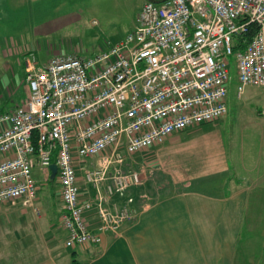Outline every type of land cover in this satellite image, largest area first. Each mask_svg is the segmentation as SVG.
<instances>
[{"label":"built area","instance_id":"1","mask_svg":"<svg viewBox=\"0 0 264 264\" xmlns=\"http://www.w3.org/2000/svg\"><path fill=\"white\" fill-rule=\"evenodd\" d=\"M232 55L238 96L264 90V0L145 1L135 30L93 56L38 65L30 52L29 96L0 114V205L22 201L38 214L34 168L55 164L65 246L101 244L134 219L132 200L124 209L114 200L141 184L127 157L228 113ZM79 173L93 199H81Z\"/></svg>","mask_w":264,"mask_h":264},{"label":"crops","instance_id":"2","mask_svg":"<svg viewBox=\"0 0 264 264\" xmlns=\"http://www.w3.org/2000/svg\"><path fill=\"white\" fill-rule=\"evenodd\" d=\"M18 9L25 10L20 14ZM46 11L41 0H0V114L13 111L29 96L25 76L30 52L36 54L38 65L55 57H85L78 54V48L65 54L57 49V42H49L48 36L61 29L51 27L47 19L36 28L31 24ZM257 111L263 115L262 107L257 106ZM209 129L206 124L188 128L138 159L135 167L141 175L151 168L159 173L157 182L164 188L147 197V204L140 205V201L134 205L135 220L126 223L119 234L104 235L99 245L65 246L61 187L57 201L53 192V201L43 203L38 184L35 204L43 213L33 222L26 221L29 207L22 201L2 204L1 212L19 218L0 220V264H264V241L252 239L250 232L244 236L248 211L263 208L264 191H256L260 176L257 178L255 171L263 167L264 148L246 140L241 147L243 155L236 158L233 167L223 137ZM48 176L49 182L57 179L52 180L51 173ZM78 177L81 199H93L95 190ZM51 209L57 211L58 225L52 221L55 215ZM86 216L96 226L94 210ZM18 231L26 234V245L20 243ZM58 234L64 235L60 243ZM261 236L264 239V231ZM253 250L261 252L258 262L250 258Z\"/></svg>","mask_w":264,"mask_h":264},{"label":"rangeland","instance_id":"3","mask_svg":"<svg viewBox=\"0 0 264 264\" xmlns=\"http://www.w3.org/2000/svg\"><path fill=\"white\" fill-rule=\"evenodd\" d=\"M145 1L146 0H41V4H45L47 11L42 17L34 20L31 24H34L36 28L38 22L42 21L41 23H43L47 19L51 22V27L61 29L58 33L55 32L48 36L49 42L53 44L57 42V45H60L57 49L65 54H70L73 48H78L79 55L89 57L107 48L111 43L113 44L123 39L130 32H133L138 25L139 13ZM55 8L59 11L53 14ZM24 10L25 9H18L16 11L21 14ZM49 11H51V16H48ZM229 63L228 113L224 119L222 118L206 123V127L211 128L209 130L218 131V134L223 137V141L227 145L226 154L229 158L231 157L232 166L235 167L237 163L235 162L236 158L238 156L240 158L243 155L241 147L247 142L246 140H252L255 144H258V147L264 148V141H261L264 139L262 135L264 112L263 115H260L257 111V106L262 107L264 111V101H262V95L264 94L260 87L247 86L243 94L239 97L237 62L234 55L229 57ZM249 100H251L252 103H249ZM253 101L255 102L254 104ZM257 101L259 102L256 103ZM254 147L257 146H253L252 148ZM152 148L136 153L134 156H128L126 160L127 168L139 170L135 167L138 163V159L140 160V158H143L146 152ZM253 153L257 154L254 150ZM86 162L87 166H89V160H86ZM147 164L149 165V163ZM251 164H254V166L256 165V163ZM262 164L263 167L256 168L257 172L255 171L257 178L258 175L260 176V178L256 179V191H264V162H262ZM151 170V168H148V170L142 172L140 185L130 187L122 194L123 196L117 195L114 198V200L119 203L121 209H124L129 200H132V205L134 202L138 201H141L140 205L142 203L147 204V197L151 198L156 196L158 192L164 188L162 183L157 182V178L160 177L159 173H154L155 171L153 172ZM82 173L79 175L83 176ZM34 177L40 186V200L43 203L47 200L49 202L53 201L50 193L55 192L57 196L55 201H57L58 193H60L59 179L57 178L55 181L49 182L47 179L49 177L47 170H41L39 167L34 169ZM142 188L144 189L143 191H141ZM216 188L220 187L216 186ZM216 188L212 190H216ZM262 201L261 206H263V208H252L248 211L246 217V233L244 235L247 236V232H250L253 236L252 239L258 241H264L261 236L264 231V198ZM9 204L15 203L10 202ZM27 209V215H25L26 221L33 222L39 219V216L43 213L40 211V213L37 214L32 208ZM52 214L55 215L52 221L58 225L56 218L57 211L52 210ZM94 215L96 226L93 227L92 221H89V226L90 229L96 231L100 221L97 218V211H94ZM6 218L14 220L18 219L19 215H12V217H10L5 214V211H0V220H5ZM253 220L257 223H253ZM250 224L253 226L250 227ZM9 232H12L13 235V230H9ZM119 232L116 234H119ZM25 235L26 234L22 231L17 232L20 243L24 245L28 243L24 239ZM55 236L60 243L64 235L58 234ZM260 253V251H252V256L250 257L252 262L253 259L255 262L260 260L258 258Z\"/></svg>","mask_w":264,"mask_h":264},{"label":"water","instance_id":"4","mask_svg":"<svg viewBox=\"0 0 264 264\" xmlns=\"http://www.w3.org/2000/svg\"><path fill=\"white\" fill-rule=\"evenodd\" d=\"M148 1L157 2V3L160 2V0H148ZM50 170H51V179L54 180L56 178L58 168L55 164H53L50 166Z\"/></svg>","mask_w":264,"mask_h":264},{"label":"trees","instance_id":"5","mask_svg":"<svg viewBox=\"0 0 264 264\" xmlns=\"http://www.w3.org/2000/svg\"><path fill=\"white\" fill-rule=\"evenodd\" d=\"M160 1H161V0H160ZM139 202H140V201H138V202H134L133 206H134V205H138ZM134 208H135V207H134ZM135 210H136V209H135Z\"/></svg>","mask_w":264,"mask_h":264}]
</instances>
